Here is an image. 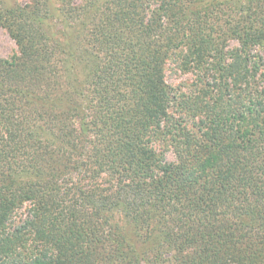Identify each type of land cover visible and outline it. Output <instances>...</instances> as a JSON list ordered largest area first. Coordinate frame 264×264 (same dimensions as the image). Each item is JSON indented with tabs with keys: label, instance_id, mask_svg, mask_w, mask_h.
I'll list each match as a JSON object with an SVG mask.
<instances>
[{
	"label": "trees",
	"instance_id": "1",
	"mask_svg": "<svg viewBox=\"0 0 264 264\" xmlns=\"http://www.w3.org/2000/svg\"><path fill=\"white\" fill-rule=\"evenodd\" d=\"M58 1L0 0V264H264V0Z\"/></svg>",
	"mask_w": 264,
	"mask_h": 264
},
{
	"label": "rangeland",
	"instance_id": "2",
	"mask_svg": "<svg viewBox=\"0 0 264 264\" xmlns=\"http://www.w3.org/2000/svg\"><path fill=\"white\" fill-rule=\"evenodd\" d=\"M19 4H24L29 2V0H17ZM54 12L57 11V6L59 5L58 0H50ZM77 2V1H76ZM75 2V3H76ZM50 20V18H49ZM54 22V20H53ZM57 27V26H56ZM229 46H235V42H228ZM18 50L13 39L8 35L5 28L0 26V57L5 59H10L12 56L17 55ZM164 80L165 82L174 88L180 87L186 93L192 92V86L194 85V75L191 71L185 72L178 68L176 61L173 58L168 59L164 63ZM156 145L153 144V147ZM158 150V148L156 147ZM164 158L166 161H174L175 158L170 151L164 152Z\"/></svg>",
	"mask_w": 264,
	"mask_h": 264
}]
</instances>
